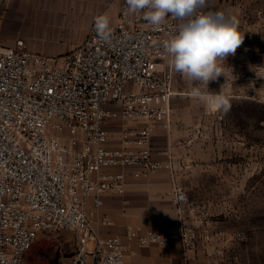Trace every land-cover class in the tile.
<instances>
[{"label": "built area", "instance_id": "2783aa9c", "mask_svg": "<svg viewBox=\"0 0 264 264\" xmlns=\"http://www.w3.org/2000/svg\"><path fill=\"white\" fill-rule=\"evenodd\" d=\"M178 23L168 16L153 28L122 0L107 41L93 24L61 55L34 50L22 38L0 43V264H27L33 244L63 228L76 233L66 264H125L137 248L195 246L197 230L181 223L163 231L127 225L121 236H101L87 209L90 197L97 210L103 194H123L129 168L135 178L175 170L173 159L154 157L152 137L170 121L174 70L162 45ZM114 107L118 146L110 145L108 127ZM175 197L186 201L182 191ZM101 224H112L108 214Z\"/></svg>", "mask_w": 264, "mask_h": 264}, {"label": "rangeland", "instance_id": "374dc122", "mask_svg": "<svg viewBox=\"0 0 264 264\" xmlns=\"http://www.w3.org/2000/svg\"><path fill=\"white\" fill-rule=\"evenodd\" d=\"M200 9L235 18L244 42L208 85L228 99L227 111L209 107L204 86L174 71L176 112L166 136L170 145L160 152L170 146L175 153L172 180L186 198L175 224L197 230L190 250L214 264H264V0H209ZM197 86L201 98L192 95ZM119 118L109 124L111 139ZM75 248V231L63 228L37 240L27 264H66Z\"/></svg>", "mask_w": 264, "mask_h": 264}, {"label": "crops", "instance_id": "0c3cea01", "mask_svg": "<svg viewBox=\"0 0 264 264\" xmlns=\"http://www.w3.org/2000/svg\"><path fill=\"white\" fill-rule=\"evenodd\" d=\"M206 0L205 4H208ZM122 0H0V43L12 45L17 39L26 40L31 48L47 55H61L81 42L94 24L95 17L106 14L110 24L118 21ZM114 116L119 118L114 107ZM171 113L176 112V107ZM111 146L120 142V126ZM172 123L159 124L152 137L154 157L165 162L176 159L169 146L165 154L160 150L170 136ZM128 179L123 194L105 193L102 204L96 210L93 198L87 200L88 211L95 212L92 222L101 236L123 235L127 225H134L140 231L154 229L163 231L178 221L185 205H179L175 197L172 172L161 168L147 178H135L132 169L127 170ZM108 214L111 225H102L101 218ZM199 250H185L180 242L170 246L151 245L133 250L125 264H214Z\"/></svg>", "mask_w": 264, "mask_h": 264}, {"label": "clouds", "instance_id": "9594fccd", "mask_svg": "<svg viewBox=\"0 0 264 264\" xmlns=\"http://www.w3.org/2000/svg\"><path fill=\"white\" fill-rule=\"evenodd\" d=\"M206 0H126L130 14L143 12V19L159 28L168 16L179 21L174 33L163 42V55L169 66L196 85L209 92V107L227 111L230 103L220 93L208 90L211 81L223 75V64L235 55L244 42L235 18L222 12H198ZM95 30L101 40L111 35L110 18L106 14L95 17ZM192 95L202 97L200 87H193Z\"/></svg>", "mask_w": 264, "mask_h": 264}]
</instances>
